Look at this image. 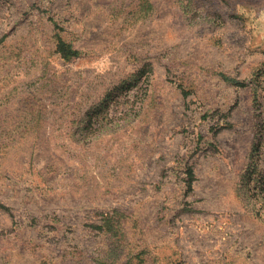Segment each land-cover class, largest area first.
Masks as SVG:
<instances>
[{
    "label": "rangeland",
    "instance_id": "374dc122",
    "mask_svg": "<svg viewBox=\"0 0 264 264\" xmlns=\"http://www.w3.org/2000/svg\"><path fill=\"white\" fill-rule=\"evenodd\" d=\"M0 264H264V0H0Z\"/></svg>",
    "mask_w": 264,
    "mask_h": 264
},
{
    "label": "trees",
    "instance_id": "16d2710c",
    "mask_svg": "<svg viewBox=\"0 0 264 264\" xmlns=\"http://www.w3.org/2000/svg\"><path fill=\"white\" fill-rule=\"evenodd\" d=\"M53 26L56 28L57 25L55 23H53ZM55 50H56L57 54L60 56V58L64 62H67V63L70 62V61H72L73 59L77 58V56L79 54L75 49H73L69 44H67L66 42H64L58 36L56 38V48H55ZM225 80L231 81L228 78L225 79ZM231 82L234 83V81H231ZM234 84L242 85L241 83H234ZM188 176H189L188 188L190 189V183L193 180L192 173L189 172L188 173Z\"/></svg>",
    "mask_w": 264,
    "mask_h": 264
}]
</instances>
